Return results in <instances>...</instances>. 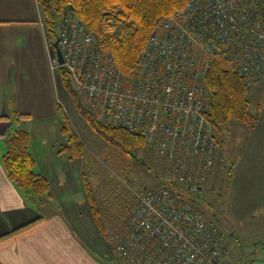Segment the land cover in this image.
Instances as JSON below:
<instances>
[{
  "label": "built area",
  "instance_id": "obj_1",
  "mask_svg": "<svg viewBox=\"0 0 264 264\" xmlns=\"http://www.w3.org/2000/svg\"><path fill=\"white\" fill-rule=\"evenodd\" d=\"M65 66L102 122L141 133L167 164V185H144L111 240L123 264H222L227 235L189 200L224 168L205 115L211 58L234 62L253 88L264 81V0H188L149 35L139 65L125 73L73 11L62 16Z\"/></svg>",
  "mask_w": 264,
  "mask_h": 264
},
{
  "label": "crops",
  "instance_id": "obj_2",
  "mask_svg": "<svg viewBox=\"0 0 264 264\" xmlns=\"http://www.w3.org/2000/svg\"><path fill=\"white\" fill-rule=\"evenodd\" d=\"M52 54L39 0H0V236L40 218L33 225L0 238V264H111V254L105 248L84 189L77 185L80 171L71 167V155L64 156L68 151L65 137L62 131L60 137H49L47 133L50 120L61 118L63 88L53 68ZM255 87L264 93V81ZM254 113L259 114L258 121L248 127L234 180L239 177L238 168L251 162L247 166L255 178L252 194L256 205L264 207V95ZM33 114H39L37 119L44 130L41 138L33 134ZM15 128L31 133L36 171L46 176L52 188L57 187L70 203L80 200L82 207L76 209L69 203L62 210L41 213L38 203L43 198L25 196L9 178L2 156L8 151V137ZM42 148L45 152L38 153ZM241 158L243 162L239 163ZM52 194L51 190L48 197Z\"/></svg>",
  "mask_w": 264,
  "mask_h": 264
},
{
  "label": "trees",
  "instance_id": "obj_3",
  "mask_svg": "<svg viewBox=\"0 0 264 264\" xmlns=\"http://www.w3.org/2000/svg\"><path fill=\"white\" fill-rule=\"evenodd\" d=\"M187 1L39 0L52 51L55 52L54 43L63 14L73 10L95 34L100 48L107 52L125 73H130L139 65L149 35L160 21L180 10ZM57 72L63 89L74 101L77 109L107 141L126 152L147 144L141 133L102 122L90 111L80 92L75 89L72 75L68 69L65 66H60ZM205 87L207 92L205 115L213 126L219 144L229 131L231 121H240L250 128L254 127L259 114L251 111L250 90L252 88L234 62L220 54L214 55L207 71ZM59 111L62 118L61 131L69 139L64 147L69 151L71 157H79L85 152L84 143L74 131L70 118L62 104L59 106ZM16 116L19 117V114ZM30 143L31 133L28 130L12 129L8 137V151L2 156L3 166L9 178L23 191L25 196L50 195L51 182L46 176L36 171V160L31 152ZM231 170V167L227 169L229 175ZM84 178L86 181V197L91 214L99 229L105 233L107 227L101 217V211L93 195L92 186L86 175H84ZM174 183L175 181L171 179L162 182L163 185L177 191ZM203 194L204 191L189 197L193 205L201 211L202 204L206 201ZM222 201L224 204L225 199ZM39 219H34L0 236V238L25 229Z\"/></svg>",
  "mask_w": 264,
  "mask_h": 264
},
{
  "label": "rangeland",
  "instance_id": "obj_4",
  "mask_svg": "<svg viewBox=\"0 0 264 264\" xmlns=\"http://www.w3.org/2000/svg\"><path fill=\"white\" fill-rule=\"evenodd\" d=\"M73 84L88 106L85 93L78 88L74 80ZM60 92L61 104L70 118L74 131L85 146L84 154L74 157V163L71 166L74 170L80 171L77 185L80 189H84L83 192L86 196L84 178L86 175L92 186L103 222L107 227L105 233L101 229L100 232L105 240V248L108 254H111L108 255L111 259H108L111 264H123L113 246L111 236L125 227L144 185L162 184L164 180H169L168 166L158 150L149 144L126 152L107 141L83 117L66 91L61 88ZM263 95V89L259 87L254 86L250 90L252 112L256 111ZM38 116L39 114H33L31 127L34 136L41 138L42 135L44 136V130L40 128ZM18 125L16 123V127ZM61 125L62 118H58V120L52 118L49 127L47 126L48 136L60 137ZM25 126L26 124H23V127ZM247 135L248 126L246 124L240 121L230 122V129L220 143L224 168L218 172L219 175L210 178L204 190L205 195L203 194L206 201L202 204V211L214 226L227 235L229 253L223 261L225 264H264V207L256 205L252 194V190L255 188V178L251 177L247 166L248 163L250 166L251 162L248 161L238 168L239 177L235 179L237 180L236 184L234 180L235 172H237L235 166L238 156L246 145ZM64 137L63 140L66 144L69 139L65 135ZM43 151L42 148L38 153L42 154ZM64 154V156L70 155L68 151H65ZM241 162H243L242 158L239 163ZM229 167L232 168L230 175L227 172ZM174 187L182 192L183 196H186V190L181 183L175 181ZM51 190L53 194L50 197L47 194L39 195L44 200L42 203H38L41 213H49L54 209L62 210L70 203L69 199L57 187ZM72 196H76L75 193ZM224 199L225 203L223 204L222 200ZM80 202V200L72 202L73 207L80 208ZM72 203L70 204L72 205Z\"/></svg>",
  "mask_w": 264,
  "mask_h": 264
},
{
  "label": "water",
  "instance_id": "obj_5",
  "mask_svg": "<svg viewBox=\"0 0 264 264\" xmlns=\"http://www.w3.org/2000/svg\"><path fill=\"white\" fill-rule=\"evenodd\" d=\"M54 48H55V54H56L58 63L60 65H63L64 64V55H63L62 49H61L60 44H59V32L57 33V38H56L55 43H54Z\"/></svg>",
  "mask_w": 264,
  "mask_h": 264
}]
</instances>
